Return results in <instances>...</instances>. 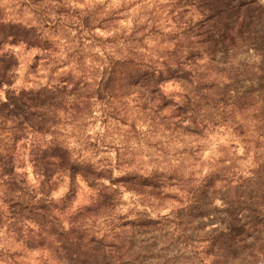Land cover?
I'll return each mask as SVG.
<instances>
[{
	"label": "clouds",
	"instance_id": "clouds-1",
	"mask_svg": "<svg viewBox=\"0 0 264 264\" xmlns=\"http://www.w3.org/2000/svg\"><path fill=\"white\" fill-rule=\"evenodd\" d=\"M5 63L0 105L55 99L64 124L49 259L264 264V0H0ZM40 231L0 229V264Z\"/></svg>",
	"mask_w": 264,
	"mask_h": 264
},
{
	"label": "rangeland",
	"instance_id": "rangeland-1",
	"mask_svg": "<svg viewBox=\"0 0 264 264\" xmlns=\"http://www.w3.org/2000/svg\"><path fill=\"white\" fill-rule=\"evenodd\" d=\"M194 7L195 5L192 3L185 5L186 13L187 10ZM39 59V56L34 58L33 63L28 65V67L35 71ZM4 65L7 67L6 73L11 67H18V63H5ZM1 72H4L3 66H0V73ZM14 75H18V73ZM8 76V78H4L6 82L4 85H7V82L10 81L11 84L15 82L13 75ZM11 84L9 86H11ZM3 86L1 85V87ZM7 95L10 96L12 93L8 92ZM33 104L40 107L36 110L37 114H47L45 119H49L48 121L52 125L51 130H54L53 136L58 138L61 129L64 128V124L55 115H50L58 106L57 101L55 99L51 101L44 100L36 101ZM7 107L11 108L8 104ZM10 125V121L0 124V194H2L0 195V229H3L6 235L10 234L11 238L15 240L16 243H20L23 239L26 226H39L41 230L38 233L40 240L37 242L38 246L31 250L36 259L31 261L30 264H61V261L55 257L49 259V255L60 239L58 233L52 231L51 221L55 219L56 223L59 224L64 212L57 209L55 213H53L47 201L52 192L56 190L53 186H61V182L64 178L63 173L58 170V166H60L58 164H55V167L44 168L46 171L53 170L51 176H44L42 174V167L41 164H39L41 161H38V167H35V169L30 165L31 162L30 164L26 162L27 160H25L24 165H21V157L19 159L17 155L19 153H13L11 151L12 139L20 133L16 134ZM49 137L50 135L41 136L39 139L35 140L33 146L46 148L49 145ZM18 143H20V141ZM25 152L24 155H27L28 148H26ZM32 153H37V151L34 150ZM49 171L48 174H50ZM69 179H71V176ZM84 183L87 184V180H85ZM88 187H91V185L88 184ZM37 196H39V199H37ZM168 199L169 202H171L172 198ZM176 202L178 203L179 201L177 200ZM94 215H98V213H94ZM87 219H90V217ZM29 231H31V229H29ZM159 231V226L156 225H140L134 229L130 239L140 242L144 238L152 236L154 233H159ZM17 264H19V261Z\"/></svg>",
	"mask_w": 264,
	"mask_h": 264
},
{
	"label": "trees",
	"instance_id": "trees-1",
	"mask_svg": "<svg viewBox=\"0 0 264 264\" xmlns=\"http://www.w3.org/2000/svg\"><path fill=\"white\" fill-rule=\"evenodd\" d=\"M5 55H8L5 53ZM9 64V63H7ZM4 72L0 73V87L6 84L4 78H8L9 76L6 74L7 67L3 65ZM10 82H7V85H10ZM8 92H6V95ZM11 98V95L9 96ZM33 111H31L30 115L24 114L22 110L17 106L16 109L8 108L7 104L0 105V124L7 123L10 121V127L15 131V133H20L17 136H14L12 139L11 151L13 153L17 152L20 160V164L24 165L26 162H31V166L35 169L38 167V161H41L42 174L44 176H51L53 170H45V167H55V164L62 166V162L64 159V153L68 151L65 148L61 151L60 147H52L49 139L48 146L46 148H40L39 146H33L36 139H39L41 136L50 135V137H54V130H51V124L48 120L45 119L47 116L46 113L37 114L36 110L40 107L32 105ZM20 141V143H18ZM34 147V148H30ZM26 148H28V154L24 155L26 152ZM37 151V153H32V151ZM31 152V153H30ZM42 159V160H41ZM37 160V161H36ZM36 161V162H34ZM58 166V167H60ZM57 167V168H58ZM48 171L50 174H48ZM72 172H75L76 169H72Z\"/></svg>",
	"mask_w": 264,
	"mask_h": 264
}]
</instances>
